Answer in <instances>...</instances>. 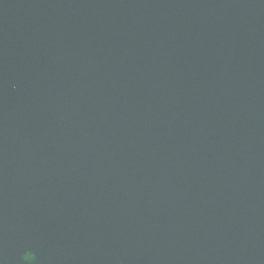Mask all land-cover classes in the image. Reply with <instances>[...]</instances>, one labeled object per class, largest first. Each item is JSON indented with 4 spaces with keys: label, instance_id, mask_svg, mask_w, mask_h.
I'll use <instances>...</instances> for the list:
<instances>
[{
    "label": "water",
    "instance_id": "1",
    "mask_svg": "<svg viewBox=\"0 0 264 264\" xmlns=\"http://www.w3.org/2000/svg\"><path fill=\"white\" fill-rule=\"evenodd\" d=\"M0 264H264V0H0Z\"/></svg>",
    "mask_w": 264,
    "mask_h": 264
}]
</instances>
